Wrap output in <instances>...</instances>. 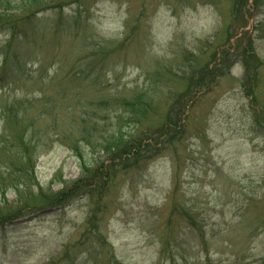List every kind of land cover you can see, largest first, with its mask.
Wrapping results in <instances>:
<instances>
[{
	"label": "rangeland",
	"instance_id": "rangeland-1",
	"mask_svg": "<svg viewBox=\"0 0 264 264\" xmlns=\"http://www.w3.org/2000/svg\"><path fill=\"white\" fill-rule=\"evenodd\" d=\"M10 1L0 173L18 140L36 163L0 194V264H264V0ZM100 117L155 144L79 160L69 119Z\"/></svg>",
	"mask_w": 264,
	"mask_h": 264
},
{
	"label": "trees",
	"instance_id": "trees-1",
	"mask_svg": "<svg viewBox=\"0 0 264 264\" xmlns=\"http://www.w3.org/2000/svg\"><path fill=\"white\" fill-rule=\"evenodd\" d=\"M29 3H37L36 1L39 0H26ZM56 0H44L43 2H54ZM11 1L10 0H0V22L6 20V9L10 7ZM20 6L25 5V0L20 1ZM106 106L104 102L98 103V106ZM122 107H126L130 109V115L128 116V122H133L136 125L142 124L140 121L141 115L145 117L146 112L148 111V108L150 109L149 103H146L141 97V94H137L135 97H133L130 101L124 100L122 102ZM27 109V107H24L21 109V111L15 113L12 110V107H9L7 110V115H13L14 120H11L9 125L22 123L23 121V112ZM15 115H21L19 119L15 118ZM120 117L118 119L117 128L120 127L121 122ZM107 117H100V120H103V123H99L98 121H92V124H88V119L84 118L82 119V124H80V137L81 139H77L74 142V145H72V150L74 151V155L79 159L81 158V153L79 151L80 147L77 144V141L85 140L86 145L89 147L90 153H97L100 152L101 154H104L105 156L109 154L108 157H105V161H109V164L112 160H114V156L116 155V152H118L121 148L127 147L128 152L131 153V159L135 156L142 153L143 150L146 148H149L150 145L153 147V144H155V141H153L152 138H149L145 140V145H143L142 141L137 142L134 140L132 142V139L129 137V134L123 133V134H116L113 132V134H107ZM71 129L77 128V124L75 120H70ZM123 124V123H122ZM135 125V126H136ZM124 126H126L124 124ZM127 127V126H126ZM96 133H98V139H91L92 137L96 136ZM160 146H162V141H158ZM15 150L11 153V157L8 158V161L10 166H12L10 172L6 175V177L0 173V194L4 196L6 192L10 189L13 191H16L17 193L20 192V186L27 187L31 184L32 181L35 180V146L30 143V141L24 143L22 140L16 141ZM133 150L130 152V150ZM111 155L113 157L111 158ZM6 156V155H5ZM2 158H5L4 156H1Z\"/></svg>",
	"mask_w": 264,
	"mask_h": 264
}]
</instances>
